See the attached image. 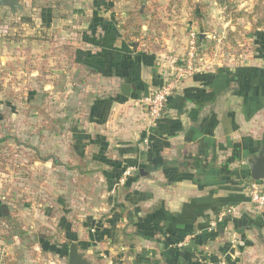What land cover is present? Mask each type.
I'll return each instance as SVG.
<instances>
[{
	"label": "crops",
	"instance_id": "1",
	"mask_svg": "<svg viewBox=\"0 0 264 264\" xmlns=\"http://www.w3.org/2000/svg\"><path fill=\"white\" fill-rule=\"evenodd\" d=\"M21 2L25 14L15 17L0 8V139L9 137L8 121L20 116L23 86L30 89L24 98L37 105L39 83H55L54 55L30 27L49 31L63 24L67 28L59 31L64 36L69 25L82 27L76 30L78 39L69 36V43H76L75 62L90 79L78 96L84 110L81 128L69 130L68 145L61 143L65 135L52 137L47 151L58 165L48 158L38 167L47 183L60 167L98 175L108 205L101 208L102 217L88 223L90 243L100 249L97 255L113 264H264V206L254 208L246 195L251 180L247 160L264 147L261 34L254 33L261 50L243 60L230 61L224 54L226 62H220L201 53L207 59L180 82L160 118L150 123L141 98L165 83L167 60L138 45L139 38L124 37L115 1L69 0L67 16L59 18L51 5L32 18L28 0ZM211 5L219 10L215 0ZM213 17L210 23L223 16ZM223 22L228 26L230 20ZM177 31L166 43L181 52L185 37ZM122 84L128 85V95L121 92ZM87 87L97 93H88ZM126 168H141L145 174L115 187ZM57 195L64 201L63 194ZM229 208L234 210L208 230L209 222ZM122 227L129 233L124 239Z\"/></svg>",
	"mask_w": 264,
	"mask_h": 264
},
{
	"label": "rangeland",
	"instance_id": "2",
	"mask_svg": "<svg viewBox=\"0 0 264 264\" xmlns=\"http://www.w3.org/2000/svg\"><path fill=\"white\" fill-rule=\"evenodd\" d=\"M67 1L69 0H28L29 16H40L43 8L50 5L56 18L64 14L67 16L70 10ZM114 1L117 10L119 9L116 12L121 24L132 15L131 13L134 15L141 3L150 6L148 14L152 15L142 14L140 17L141 36L136 43L160 52L167 64L185 54L191 31L202 33L206 29L224 35L222 49L227 48L231 52L239 53L238 56L231 54L230 61L236 58L243 60L247 54H256L258 49L261 50L254 35L257 33L259 36L261 30H264L258 25L261 11L254 12V6H261V0H227V6L220 5L217 11L214 5H211L213 0ZM198 2L203 4L202 11L195 5ZM220 14L223 17H217V21L210 23L214 15ZM199 15L201 17L198 19L196 16ZM225 17L230 20L228 26H224ZM182 21H185L186 25H183ZM200 21L204 23L205 29L199 26ZM59 25L55 24L56 29L49 31L44 26L38 30L30 27L31 33L39 36L42 46L47 48L52 57L54 55L52 65L55 68V83L53 87H46L45 79L43 83H39L40 97L37 105L24 98L30 89L26 84L23 86V103L17 107L20 116H17L16 120L13 117L8 121L9 137L0 141V264H68L66 244L75 240L90 248L86 253L93 260V264H113L108 263L106 258L99 257L97 254L100 249L97 250L95 245L90 243L89 235L93 231L88 223L92 218H99L100 215L102 217L101 208L108 205L106 194L102 195L104 193L100 191L101 181L98 175H87L79 169L60 167L55 172V179L47 183L45 172L38 167L40 162L44 163L42 157L52 159L51 153L47 151L48 145L52 144V137L65 135L61 143L68 145L71 144L69 130L81 128L79 115L84 110L78 104V96L84 93L82 84L90 80L75 62L73 48L76 43L70 44L72 40L69 39V36L78 39L75 33L76 30H82V27L72 28L69 25L70 34L65 33L64 36L59 30L67 27ZM172 25L176 27L172 29ZM10 27L9 33L14 25L11 24ZM175 29H179L175 35L185 37V42H181V52L173 48L168 49L166 43V39ZM228 32H234L236 35L228 36ZM79 33L81 32L77 31V34ZM212 45V42L207 40L203 48L209 50ZM222 56L218 60L226 62ZM86 89L89 90L88 87ZM87 92L97 93V90ZM67 96L71 97L66 100ZM85 107L87 108L86 105ZM61 118H66L64 123ZM55 165H58V160ZM57 194H63L64 201L58 200ZM64 224L69 225L73 234L69 236L65 233L68 227Z\"/></svg>",
	"mask_w": 264,
	"mask_h": 264
},
{
	"label": "built area",
	"instance_id": "3",
	"mask_svg": "<svg viewBox=\"0 0 264 264\" xmlns=\"http://www.w3.org/2000/svg\"><path fill=\"white\" fill-rule=\"evenodd\" d=\"M197 32L189 33L188 46L185 54L181 58H176L168 64H166L167 80L160 87L153 89L146 96L141 98V103H143L147 108L148 120L150 123H154L158 118H160L164 106L166 104L167 98L172 94V92L178 87L180 82L188 77H190L198 68L202 65L203 61L207 58H203L202 54L198 52L197 49ZM206 37L212 42L211 53H208L213 57V59L219 57H225V55L230 56L232 52L222 49L224 35H219L216 32H208ZM224 48V47H223ZM134 171L133 168H126L122 176L116 182L115 187L124 183L125 179ZM246 195L253 205L254 208L260 209L264 206V179L263 180H250L246 187ZM234 209L229 208L226 211L221 212L216 220L209 222L207 229L212 230L217 224L224 220L228 214H230ZM208 264H225L224 262H210Z\"/></svg>",
	"mask_w": 264,
	"mask_h": 264
},
{
	"label": "trees",
	"instance_id": "4",
	"mask_svg": "<svg viewBox=\"0 0 264 264\" xmlns=\"http://www.w3.org/2000/svg\"><path fill=\"white\" fill-rule=\"evenodd\" d=\"M215 1L218 4L223 5L225 7L227 6V3H228L227 0H215ZM260 3H261V6H258L259 4H257V5L254 6V12L256 13L257 10H260L261 11V16L259 17L258 25L259 26H262L264 28V0H261ZM195 5L197 6V8L200 11H202L201 10V7L203 6L202 3L198 2ZM149 11H150V6L149 5L147 6L146 4H142L141 3L140 4V7L134 13V15H133V13H131L132 15L129 18H126V20L120 25V29H122L123 35H124V37H126V39H132V38H135L136 39V38H139V36H141L140 35V32H139V29L142 26V21H141L140 17H141L142 14L152 15V14H148ZM196 17H198V19H199L201 16L199 15V16H196ZM198 24H199V26H201V28L205 29V27L203 26V24H200V23H198ZM208 32L209 31H206V29H205V31H202V33H199L198 32L197 35H196V38H197V49H198V52L199 53H202L204 51L207 52V53H211V49L208 50V49L203 48V45L208 40L207 37H206V34ZM260 33H261L260 37L262 36V38L264 40V30H261ZM234 34H235L234 32H228V36L234 37ZM262 46H264V42H263V45ZM225 50L226 51H229L227 48H225ZM237 53L238 52H236L234 54H237ZM1 140H3V139L1 138L0 141ZM50 157L52 158V161H53L54 164L57 163V160L54 157H52V156H50ZM41 160L44 162V161L48 160V157H42ZM122 173L120 174L121 176H122ZM139 175H140V172L139 171H137V170L134 171V173L132 175L128 176L125 179L124 186H125V183L127 182V180L129 178H132V176H139ZM118 229H119V232L121 233L123 239L126 238L129 235V233L126 232V230H125L126 228L125 227L118 228ZM69 243H70V241H69ZM69 243L66 244V248L69 245ZM79 245H81V244L79 243Z\"/></svg>",
	"mask_w": 264,
	"mask_h": 264
},
{
	"label": "water",
	"instance_id": "5",
	"mask_svg": "<svg viewBox=\"0 0 264 264\" xmlns=\"http://www.w3.org/2000/svg\"><path fill=\"white\" fill-rule=\"evenodd\" d=\"M0 8H5L10 11L13 17L17 13L25 14V6L21 0H0ZM121 92L128 95V85L122 84ZM249 166V177L251 180L264 179V147H262L256 154L247 160ZM139 172L143 174L140 168ZM145 174V173H144ZM67 263L68 264H93L84 249H82L78 241H71L67 246Z\"/></svg>",
	"mask_w": 264,
	"mask_h": 264
}]
</instances>
